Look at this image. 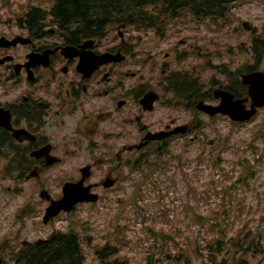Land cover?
<instances>
[{
	"label": "flooded vegetation",
	"instance_id": "af4514ba",
	"mask_svg": "<svg viewBox=\"0 0 264 264\" xmlns=\"http://www.w3.org/2000/svg\"><path fill=\"white\" fill-rule=\"evenodd\" d=\"M57 2L26 1L2 9L8 10L9 17L6 26L0 24V39L19 43L0 46V61H6L0 63V110L4 117L10 114L12 126V130L0 127V172L7 175L10 169L11 179L42 180L53 168L78 161L81 169H90L84 186L100 202L78 204L71 213L61 212L48 223L44 215L49 202L42 199L45 206L39 221L24 205L17 219L34 221L32 232L18 230L7 239L19 251L73 232L104 264L111 256H100L102 248L92 245L90 238L82 239L81 231L89 232L83 221L51 232L47 227L68 221L82 207L96 208L112 198L109 194L118 185H128L117 175L119 171L147 149L177 151L178 140L184 139L203 144L206 114L199 110L201 104L218 106L219 95L225 92L245 100L250 108L249 86L243 77L259 74L264 83V0L235 1L217 21L181 15L140 31L109 19L98 34L97 22L81 30L73 25L61 29L49 14ZM39 11L43 20L36 23ZM102 55L117 60L88 76L79 71L82 61L94 65ZM37 57L41 64H36ZM19 90L20 95H12ZM150 93L156 101L152 110H146L142 101ZM131 127L136 133L132 142L129 133L125 138L122 134ZM180 128L185 133L172 134ZM67 132L73 138L62 144ZM148 134H160L162 139L143 145ZM138 146L142 147L138 150ZM19 168L30 171L21 174ZM81 169L65 183L79 182ZM108 179L115 184L106 187ZM51 196L59 200L62 192ZM28 236L32 240L23 238Z\"/></svg>",
	"mask_w": 264,
	"mask_h": 264
},
{
	"label": "trees",
	"instance_id": "16d2710c",
	"mask_svg": "<svg viewBox=\"0 0 264 264\" xmlns=\"http://www.w3.org/2000/svg\"><path fill=\"white\" fill-rule=\"evenodd\" d=\"M235 1L240 0H58L49 14L52 15L53 22L57 23L61 29L73 25L81 30L85 26L91 28L97 22L98 29L95 34H98L101 33L103 24L109 19L113 24L125 23L138 31L148 30L164 18L172 19L181 15L201 19L212 18L213 21H217L225 15L227 7ZM42 16L43 12L39 11L36 23L43 20H41ZM221 144L218 139L216 147L206 151V158L198 156L197 162L206 161L213 172L210 183L206 185V191L202 193L191 185L190 175L185 172L182 156L170 150L153 147L142 152L137 161L131 160L127 164L131 172H141V178L134 184L135 193L117 203L118 217L114 220L118 224H120V217L127 213V207H134L137 212L134 217L139 216V219L147 220L150 219L149 215L160 214L165 221H168L172 211L165 205L167 203V201L164 202L165 195L159 191L156 195L160 203L164 202L162 210L158 212L148 213V209L140 204V200L147 187L153 189L158 187L156 175L161 172L167 174L172 165L178 162V170L187 188L185 196L182 197L184 200L182 212L185 218L197 226L196 231L193 230L195 231L193 236L188 234L186 228L176 227L175 230L168 231L164 227L156 229L155 226H146L149 235L146 239L138 240L141 245L150 244L149 264L154 255L165 257L164 261L169 264H192L193 260L208 261L212 264H264V215L261 216L256 228H250L247 225L240 229L235 237H229L230 228L223 217L209 218L201 212L202 204L210 203L211 208H214L212 206L214 202L215 207L225 206L224 217L228 216L229 210L226 208V203L232 198L233 190L237 189L238 184L248 186L255 174L250 163L240 161L239 166L243 168V171L237 181H231L229 185L222 182L220 177L230 180L229 176L232 172H226L221 157L215 153ZM170 159L175 162L172 164ZM234 163L236 164L233 160V166ZM17 170L21 174L30 171L26 168ZM198 172L200 171L196 169L195 173ZM172 182L174 184V180ZM157 206L158 203H155L154 208ZM191 227L192 225H187V228ZM174 249H176L175 253ZM116 253L115 245L108 244L99 255L107 257ZM236 253H239L238 260L235 258ZM0 257L8 260L10 264H87L84 244L73 232L57 235L43 244H34L28 249L22 248L19 251H15L9 242H1ZM114 264L126 263L116 260Z\"/></svg>",
	"mask_w": 264,
	"mask_h": 264
},
{
	"label": "rangeland",
	"instance_id": "374dc122",
	"mask_svg": "<svg viewBox=\"0 0 264 264\" xmlns=\"http://www.w3.org/2000/svg\"><path fill=\"white\" fill-rule=\"evenodd\" d=\"M35 0H0V24L6 26L5 19L9 17L8 10H2L10 5ZM44 1L45 3L51 2V0H38ZM9 4V6H7ZM130 31H136V29H130ZM138 31V30H137ZM21 90L13 92L12 95H20ZM135 131V130H134ZM133 128L125 130L122 133L124 138L129 133V140L132 142L136 138V133ZM204 136L206 140L204 144H192L188 139L178 140L177 151H172L175 154H180L183 160V166L185 172L190 175L191 185L197 189L200 193L206 191V185L210 183L213 172L210 170L206 161L198 163V156L206 158V151L214 146L207 145L208 141L218 144V139L221 141V145L216 149V154L221 157L226 172H232L227 178L220 177V180L227 185L231 181H237L243 168L239 166V162H248L254 169V176L249 181L248 186L238 184L237 189L233 190L232 198L227 200V210L229 215L224 217L225 206L215 207V203H212L214 208H211L210 203L201 205V212L207 215L209 218L223 217L224 221L228 223L230 231L229 237H235L239 233L240 229L245 226L250 228H256L258 221L261 216L264 215V110L250 122L239 124L229 119H215L211 120L206 116V129L204 130ZM116 137L122 136L118 133L114 134ZM122 136V141L125 139ZM72 133L67 132L60 141L65 144L72 139ZM127 140V139H126ZM227 141V142H226ZM216 144V145H217ZM229 145V146H228ZM185 147V148H184ZM216 147V146H215ZM188 148V150L186 149ZM204 155V156H203ZM85 160V155L83 157ZM233 160L236 162L233 166ZM172 164L175 162L170 159ZM226 161V162H224ZM78 161L75 164L66 163L61 167L53 168L48 171L46 176L42 180L31 179L21 181L17 178L11 179L3 172H0V242L10 240V233L18 230H24V234L28 231L32 232V222L39 221L41 212L43 211L44 204L40 198L41 187L48 190L50 194L58 195L61 194L63 184L66 180L72 179L74 175L79 173L81 169L78 166ZM84 169V168H83ZM196 169L200 172L195 173ZM82 170V169H81ZM120 177L127 179L128 185H118L114 189V194H109L113 197L119 196L124 199H128L134 192V184L141 178V172H131L128 168L121 169L117 174ZM157 188H146V192L143 193L140 204L148 209V213L158 212L162 210L163 203L170 207L172 213L165 221L160 214L149 215L150 219H139L136 215L134 207H127V213H124L123 217H120V224L114 220L118 217L119 202L117 198H110L105 203L100 204L96 208L94 207H82L76 215L69 217L68 221H57L54 226L47 227V231L51 232L53 228H66V225L70 222L77 224L78 222H84L88 227L89 232L81 231L82 239L92 238V245L103 248L107 244L115 245L117 253L113 257L106 259L112 264L115 260L120 263L126 264H149L148 263V245H141L140 239H146L148 234V228L146 226H155L156 229L164 227L168 231L175 230L177 228H186L189 235L193 236L197 229L182 212L184 200L182 197L187 192L186 182L183 180L180 171L178 170V162H176L170 168L167 174L161 172L156 175ZM174 180V184L173 181ZM112 181V180H109ZM11 188V191L8 189ZM124 188V192H119L120 189ZM158 191L165 195L164 202H159L156 198ZM135 193V192H134ZM155 203L158 206L154 208ZM172 204V205H171ZM223 204V203H222ZM24 205L28 206L30 216L34 219L32 222H27L23 218L17 219L20 215ZM138 218V219H137ZM130 219V220H129ZM146 220V221H145ZM154 220V222H153ZM187 225H192L191 228H187ZM118 228V229H116ZM195 230V231H193ZM30 238L32 237H23ZM30 242V241H29ZM264 249V247H263ZM174 249V253H175ZM85 252L87 256V264H101L93 250L89 249L85 245ZM239 253L235 254V258ZM258 258H261L258 256ZM151 264H169L164 261L165 257L154 255ZM192 264H212L208 261L193 260Z\"/></svg>",
	"mask_w": 264,
	"mask_h": 264
},
{
	"label": "water",
	"instance_id": "95a60500",
	"mask_svg": "<svg viewBox=\"0 0 264 264\" xmlns=\"http://www.w3.org/2000/svg\"><path fill=\"white\" fill-rule=\"evenodd\" d=\"M19 43L18 40L8 41L6 39L0 40V46L5 44L8 46H17ZM112 60H117L109 55L100 56L95 64H91L88 61H82L78 69L85 76H88L92 70H95L99 66L106 64ZM36 64H41V58L35 60ZM0 63H4L1 61ZM92 68V69H91ZM259 74H251L244 76L243 82L245 85L249 86V94L252 99V105L250 109H247L245 100H235L233 96L229 93L222 92L219 96L221 98V103L218 106L203 105L201 104L198 108L201 112L214 117L218 114L223 116H228L232 121L243 123L250 121L257 113L259 108L264 107V83L260 80ZM156 101V96L153 93L148 94L142 104L146 110H152L153 104ZM0 110V127H4L8 130H12L11 127V116L10 114L7 117H4ZM185 133V129L175 130L172 134ZM162 137L160 134H148L145 138L146 145L148 141L161 140ZM212 143V142H211ZM142 146H138L140 149ZM88 168L82 169V179L78 183H66L63 188V196L60 200H52L51 196L47 191L41 192V198L50 202V206L46 210L44 217V222L48 223L51 219L58 216L62 211L70 213L74 210L76 205L82 203H96L99 201L98 195L90 193V187H85L84 183L90 174ZM114 184V181L106 182V187H110ZM0 264H4V261L0 259Z\"/></svg>",
	"mask_w": 264,
	"mask_h": 264
}]
</instances>
